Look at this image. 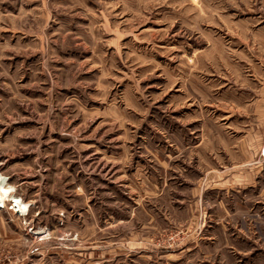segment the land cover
<instances>
[{"label":"rangeland","instance_id":"374dc122","mask_svg":"<svg viewBox=\"0 0 264 264\" xmlns=\"http://www.w3.org/2000/svg\"><path fill=\"white\" fill-rule=\"evenodd\" d=\"M262 93L264 0H0V264H264Z\"/></svg>","mask_w":264,"mask_h":264},{"label":"crops","instance_id":"0c3cea01","mask_svg":"<svg viewBox=\"0 0 264 264\" xmlns=\"http://www.w3.org/2000/svg\"><path fill=\"white\" fill-rule=\"evenodd\" d=\"M264 95V93H262ZM250 111L255 112L258 110H264V98L263 99H255L249 106ZM254 123L249 125L250 130L256 127L257 118L253 119ZM234 126V122H232ZM204 130L202 133V142L209 140L211 136H217L219 134V138H222L223 134L220 130L222 126L217 123L214 124L205 120L203 123ZM206 128V129H205ZM210 131L212 133H210ZM254 133V134H253ZM249 131V136H242L238 138L230 137V143L227 142L228 146H233L235 148V155L228 154L229 163L226 165H217L218 167L213 170H208L209 175L218 176L216 183H218V187H223L222 189L228 190V186L230 184H234L238 187L237 190H240L242 187L252 188L254 191H262L264 192V143L260 144L257 140V135L255 132ZM205 136L207 139H205ZM233 152V151H232ZM207 176V174H206ZM208 181L201 183V188L204 187ZM239 194V191H237ZM257 193V192H256ZM240 195V194H239ZM264 196V194H263Z\"/></svg>","mask_w":264,"mask_h":264},{"label":"bare ground","instance_id":"6f19581e","mask_svg":"<svg viewBox=\"0 0 264 264\" xmlns=\"http://www.w3.org/2000/svg\"><path fill=\"white\" fill-rule=\"evenodd\" d=\"M13 187L8 184L7 179L0 174V206L5 203V200L11 198L14 207H17L20 212L25 213L29 205L23 202L21 199H17V196L12 195ZM19 198V197H18Z\"/></svg>","mask_w":264,"mask_h":264}]
</instances>
